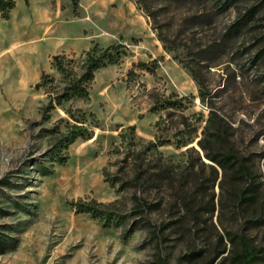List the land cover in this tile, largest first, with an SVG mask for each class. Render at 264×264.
Instances as JSON below:
<instances>
[{
  "label": "rangeland",
  "instance_id": "374dc122",
  "mask_svg": "<svg viewBox=\"0 0 264 264\" xmlns=\"http://www.w3.org/2000/svg\"><path fill=\"white\" fill-rule=\"evenodd\" d=\"M78 1L77 17L70 0H15L9 19L0 17V232L13 240L0 264H234L242 236L264 249V208L259 227L256 217L232 215L240 187L198 146L212 102L264 190V53L256 57L264 0H147L157 32L189 55L164 51L134 0ZM254 7L253 21L230 32ZM92 43L123 44L127 56L95 72L87 99L57 105L63 84L52 57L78 65ZM207 46L214 51L200 54ZM153 60L154 74L132 69ZM183 65L203 80L205 102ZM42 74L54 82L36 90ZM81 113L86 124L69 117ZM74 127L92 138L65 148ZM180 142L187 145L176 149ZM91 202L102 219L77 213Z\"/></svg>",
  "mask_w": 264,
  "mask_h": 264
},
{
  "label": "trees",
  "instance_id": "16d2710c",
  "mask_svg": "<svg viewBox=\"0 0 264 264\" xmlns=\"http://www.w3.org/2000/svg\"><path fill=\"white\" fill-rule=\"evenodd\" d=\"M23 3L28 6V0H22ZM53 1V0H51ZM138 9L142 10L145 16L151 21L152 29L156 31V36L159 42L162 44V49L166 52H175L177 48L183 47L189 55L192 51L191 48L184 46H172L171 43L168 45V40L163 34L157 32L156 18L152 14L151 7L147 3V0H134ZM72 12L75 17L78 14L79 1L70 0ZM15 0H0V17L3 20H8L10 13L15 9ZM257 8H251L247 14L242 16L234 25L231 27L230 32H238L243 27H246L250 22L253 21L254 15L257 13ZM194 18V17H193ZM191 18V19H193ZM174 44V43H173ZM214 46H207L205 49L199 51L200 54H209L214 51ZM264 52H259L256 57H259ZM83 59L80 64L74 65L73 60L66 57L65 55H57L52 57V67L55 69L63 88L57 94L55 99L57 105H61L63 102H68L73 99H87L89 97V89L92 81L94 80V74L97 70L105 68L109 65L120 63L122 58L127 56V49L123 44H113L106 48H101L98 44L92 43V47L82 53ZM207 61V60H201ZM157 61L153 60L149 63H137L133 64L132 69H140L150 74H154L157 66ZM187 69L193 81L198 87V97L202 102L206 101L207 92L205 91V84L203 80L192 70L189 66H184ZM211 64H206L205 68L208 69ZM133 71V70H132ZM54 80L47 74H42L39 82L35 85L36 90L47 89L48 85H51ZM185 99V98H183ZM159 100L155 98L153 108L151 111H157L159 106ZM208 117L206 124L202 130V138L198 141V146L203 152V156L210 162L214 163L222 171L223 178L229 176L239 189H236L232 195L231 202L236 203L232 207V215L236 214L242 219L249 217L257 218L252 227L261 226V210L264 208V190H261L263 184H259L261 178L259 168L255 165L254 159L248 158L244 155L241 146L233 139V129L228 121L224 119L213 107L212 102L207 104ZM82 117L75 118V116L69 114V117L78 124H86V113H81ZM92 119H95L94 114H88ZM134 131V127L130 128ZM92 138V132L87 128L78 129L74 127L69 130L64 137L66 142L65 148L73 144L77 140L86 141ZM162 146L163 142L159 144H152ZM187 143L175 144L176 149H181L186 146ZM196 154L197 152L194 151ZM198 160H200L198 156ZM200 163L201 162L200 160ZM222 190V184H220ZM77 213H86L93 219H102L101 210L95 206L94 202L89 204H80ZM219 213L222 214L225 207L219 206ZM228 211V208L226 209ZM108 215V214H107ZM110 219V218H108ZM109 222V220H108ZM219 227L225 232L227 238L233 241V237L227 229L223 226L222 220L219 216ZM253 224V223H252ZM107 225V224H105ZM218 239H222L216 230ZM236 238V236H235ZM10 241L11 243H9ZM13 240H6L3 234L0 232V255L4 254L9 248L13 247ZM224 250H222L223 253ZM264 253V249L259 247H253L250 245L248 239L245 236L240 237V247L234 251L232 250L231 256H233L234 264H264V257L260 255Z\"/></svg>",
  "mask_w": 264,
  "mask_h": 264
},
{
  "label": "crops",
  "instance_id": "0c3cea01",
  "mask_svg": "<svg viewBox=\"0 0 264 264\" xmlns=\"http://www.w3.org/2000/svg\"><path fill=\"white\" fill-rule=\"evenodd\" d=\"M23 2V1H22ZM28 2H29V0H28ZM24 4V3H23ZM25 5V4H24ZM26 6V5H25ZM28 6H29V4H28ZM28 6H26V7H28ZM131 9H134L133 8V6H131ZM132 18H134L133 20H134V22L136 23V25H138V28H139V26H140V28H142V26L144 25L145 27H148L147 26V23H146V21L144 20V18L143 17H141V16H139V17H137V16H135V15H132ZM38 30H37V32H36V27L34 26L33 27V30H32V36H33V38L36 36V34H38ZM137 33V32H136ZM39 35V34H38ZM61 35H63V33H61ZM135 35V34H134ZM62 38H64L63 39V41H68V39H70V38H68L66 35H63L62 36Z\"/></svg>",
  "mask_w": 264,
  "mask_h": 264
}]
</instances>
